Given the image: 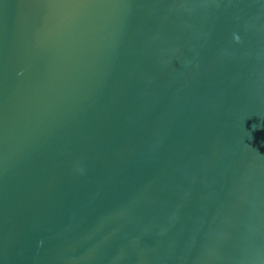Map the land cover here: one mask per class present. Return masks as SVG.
I'll list each match as a JSON object with an SVG mask.
<instances>
[{"label": "water", "instance_id": "1", "mask_svg": "<svg viewBox=\"0 0 264 264\" xmlns=\"http://www.w3.org/2000/svg\"><path fill=\"white\" fill-rule=\"evenodd\" d=\"M0 264H264V0H0Z\"/></svg>", "mask_w": 264, "mask_h": 264}, {"label": "snow or ice", "instance_id": "2", "mask_svg": "<svg viewBox=\"0 0 264 264\" xmlns=\"http://www.w3.org/2000/svg\"><path fill=\"white\" fill-rule=\"evenodd\" d=\"M255 134H256V132H255V131H253L252 135L254 136Z\"/></svg>", "mask_w": 264, "mask_h": 264}]
</instances>
